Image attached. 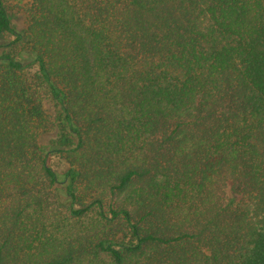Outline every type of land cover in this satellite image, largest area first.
Returning <instances> with one entry per match:
<instances>
[{
  "label": "trees",
  "instance_id": "16d2710c",
  "mask_svg": "<svg viewBox=\"0 0 264 264\" xmlns=\"http://www.w3.org/2000/svg\"><path fill=\"white\" fill-rule=\"evenodd\" d=\"M0 264H264V0H0Z\"/></svg>",
  "mask_w": 264,
  "mask_h": 264
},
{
  "label": "rangeland",
  "instance_id": "374dc122",
  "mask_svg": "<svg viewBox=\"0 0 264 264\" xmlns=\"http://www.w3.org/2000/svg\"><path fill=\"white\" fill-rule=\"evenodd\" d=\"M21 21H22V19L21 18H18V22H19L20 25H21ZM55 162H57L56 159H55Z\"/></svg>",
  "mask_w": 264,
  "mask_h": 264
}]
</instances>
